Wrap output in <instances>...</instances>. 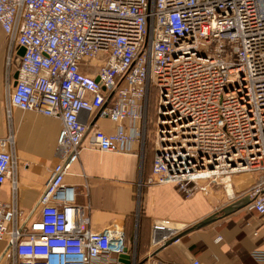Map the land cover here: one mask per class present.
I'll use <instances>...</instances> for the list:
<instances>
[{"label": "built area", "instance_id": "1", "mask_svg": "<svg viewBox=\"0 0 264 264\" xmlns=\"http://www.w3.org/2000/svg\"><path fill=\"white\" fill-rule=\"evenodd\" d=\"M0 28L11 48L25 50L7 112L63 124L61 161L37 218L23 217L16 203L11 136L0 144V189L13 183L12 200L0 198V242L12 264H121L131 256L124 229L93 232L64 184L86 143L110 153L152 144L140 200L146 186L175 184L192 197L204 182L256 176L246 208L264 215V0H0ZM96 116L117 131L91 127ZM185 228L156 220L146 262L170 264L157 253ZM253 257L264 264V250Z\"/></svg>", "mask_w": 264, "mask_h": 264}, {"label": "crops", "instance_id": "2", "mask_svg": "<svg viewBox=\"0 0 264 264\" xmlns=\"http://www.w3.org/2000/svg\"><path fill=\"white\" fill-rule=\"evenodd\" d=\"M18 52V47L11 48L0 28V144L11 136L17 161L16 203L23 217L37 218L47 180L61 161L58 138L63 124L57 118L17 108H11L10 115L7 112L8 84L20 64ZM89 124L108 134L119 126L109 118L97 116ZM130 125L125 122L126 129ZM150 146L153 147L151 143ZM152 163L153 153L139 141L121 153L101 152L84 145L64 184L75 189L76 203L84 207L93 232L124 229L133 264H139L153 250L151 232L156 220L185 225L179 232L182 233L216 216L212 223L161 249L158 258L170 264H261L253 252L264 250V215L239 206L246 201L258 177L236 175L232 178V193L225 197L215 182L202 183L205 191L192 197H186L175 184L146 186L140 201L139 184L151 173ZM12 192L13 183L8 180L0 189L1 200L11 201ZM228 200L232 202H223ZM234 204L235 210L224 215L223 211ZM0 264H12L6 242H0Z\"/></svg>", "mask_w": 264, "mask_h": 264}, {"label": "water", "instance_id": "3", "mask_svg": "<svg viewBox=\"0 0 264 264\" xmlns=\"http://www.w3.org/2000/svg\"><path fill=\"white\" fill-rule=\"evenodd\" d=\"M24 52H25L24 48H20V50H19V52H18V55H19L20 57H22V56L24 55ZM14 78H15V79L18 78V73L15 74ZM248 203H249V201L246 199V201L244 202V204H240L239 206L244 207V206H246ZM235 208H236L235 204H234V205H231V206H229L228 208H226V209L223 211V214H224V215H229L230 213H232V212L235 210ZM215 220H216V216L211 217V218H208V219H206V220L200 222L199 224H197V225H195V226H193V227H191V228H188V229L185 230L184 232H182V233H180L179 235H177V236L173 237L172 239H170V240L166 243L165 247H167V246H169V245H172V244L175 243L176 241L180 240L184 235H186V234H188V233H191V232H193V231H195V230L201 229V228L207 226L208 224L212 223V222L215 221ZM146 261H147V260H143V261L140 262V264H143V263H145ZM120 262H121V264H133V259L131 258V256H130L129 254H125V255H122V256L120 257ZM191 262H193V261H191Z\"/></svg>", "mask_w": 264, "mask_h": 264}, {"label": "rangeland", "instance_id": "4", "mask_svg": "<svg viewBox=\"0 0 264 264\" xmlns=\"http://www.w3.org/2000/svg\"><path fill=\"white\" fill-rule=\"evenodd\" d=\"M150 111H151L150 118L153 119L155 117V100H153L150 104ZM149 127H148V129H149L148 131L152 132L153 126L151 124H149ZM146 132H147V128H146ZM140 143H142V140ZM216 186L220 189V191L222 192V195L225 197L227 194L229 195L230 193H232V189H233L232 188V178L222 177V179L217 181ZM137 190H138V187H137ZM142 197H143V195H141V199H142ZM223 202L231 203L232 201L228 200V201H223ZM226 207H224L223 209H225Z\"/></svg>", "mask_w": 264, "mask_h": 264}, {"label": "trees", "instance_id": "5", "mask_svg": "<svg viewBox=\"0 0 264 264\" xmlns=\"http://www.w3.org/2000/svg\"><path fill=\"white\" fill-rule=\"evenodd\" d=\"M148 148V151H149V153H151L152 152V150H151V146H150V142L149 141H147L146 142V149ZM141 262V261H140ZM146 263V262H145ZM145 263H143V264H145ZM140 264V263H139Z\"/></svg>", "mask_w": 264, "mask_h": 264}]
</instances>
